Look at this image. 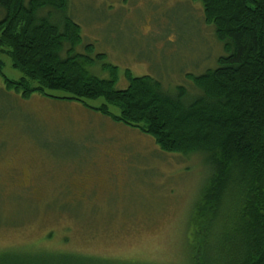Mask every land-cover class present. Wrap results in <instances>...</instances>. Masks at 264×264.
<instances>
[{"label":"rangeland","instance_id":"1","mask_svg":"<svg viewBox=\"0 0 264 264\" xmlns=\"http://www.w3.org/2000/svg\"><path fill=\"white\" fill-rule=\"evenodd\" d=\"M52 14L53 23L68 16L80 25L76 52L100 78H111L116 66L118 89L128 85L129 70L191 94L187 74L214 67L225 54L193 0H68L64 13ZM0 58L7 78L23 76L9 56ZM85 103L108 104L103 97ZM201 163L161 151L150 136L82 102L23 98L0 75V253L30 264L38 262L26 255L44 251L103 264H188L189 219L205 182Z\"/></svg>","mask_w":264,"mask_h":264},{"label":"trees","instance_id":"2","mask_svg":"<svg viewBox=\"0 0 264 264\" xmlns=\"http://www.w3.org/2000/svg\"><path fill=\"white\" fill-rule=\"evenodd\" d=\"M193 1L225 53L214 67L187 74L194 93L184 85L165 89L158 79L129 70L128 85L118 89L116 66L109 79L90 73V59L76 52L80 25L68 16L61 24L50 21L53 12L64 13L68 0H0V52L23 76L7 78L1 58L0 75L23 98L38 93L76 100L150 136L161 151L199 156L205 182L189 219L188 264H264V0ZM42 8L47 16L40 17ZM49 89L67 95H50ZM99 97L119 114L108 104L85 103ZM12 255L0 253V264H30ZM26 257L38 264H103L64 252Z\"/></svg>","mask_w":264,"mask_h":264},{"label":"flooded vegetation","instance_id":"3","mask_svg":"<svg viewBox=\"0 0 264 264\" xmlns=\"http://www.w3.org/2000/svg\"><path fill=\"white\" fill-rule=\"evenodd\" d=\"M20 182H22V180H20Z\"/></svg>","mask_w":264,"mask_h":264}]
</instances>
